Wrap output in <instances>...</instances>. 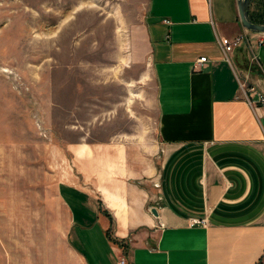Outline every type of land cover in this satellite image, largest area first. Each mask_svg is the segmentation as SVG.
<instances>
[{"label": "crops", "instance_id": "0c3cea01", "mask_svg": "<svg viewBox=\"0 0 264 264\" xmlns=\"http://www.w3.org/2000/svg\"><path fill=\"white\" fill-rule=\"evenodd\" d=\"M236 1L145 0L154 123L66 142L74 170L55 188L64 220L38 264H257L264 105L247 104L233 69L264 92V42L242 27ZM240 35L228 63L218 40Z\"/></svg>", "mask_w": 264, "mask_h": 264}, {"label": "rangeland", "instance_id": "374dc122", "mask_svg": "<svg viewBox=\"0 0 264 264\" xmlns=\"http://www.w3.org/2000/svg\"><path fill=\"white\" fill-rule=\"evenodd\" d=\"M145 5L0 0V264H38L64 220L67 141L154 123Z\"/></svg>", "mask_w": 264, "mask_h": 264}, {"label": "built area", "instance_id": "2783aa9c", "mask_svg": "<svg viewBox=\"0 0 264 264\" xmlns=\"http://www.w3.org/2000/svg\"><path fill=\"white\" fill-rule=\"evenodd\" d=\"M167 22V21H165ZM260 34V37L257 39L258 44H262L264 42V32H257ZM243 36H236L233 39L229 38H220L218 40V45L222 51V54L224 56V59L230 63V59L228 57L229 53L232 51V49L241 43L244 39ZM205 57H199L195 60L194 66L198 67L203 62H205ZM195 67V68H196ZM233 73L237 82L238 89L240 91V94L245 99L248 105L250 106H256L258 104L264 105V92L260 91L256 86L247 84L244 78H241L239 74L233 69ZM205 225V220L202 218H191L189 220V225ZM115 264H130L128 260L124 257H119ZM257 264H264V248L262 251V254L257 262Z\"/></svg>", "mask_w": 264, "mask_h": 264}, {"label": "water", "instance_id": "95a60500", "mask_svg": "<svg viewBox=\"0 0 264 264\" xmlns=\"http://www.w3.org/2000/svg\"><path fill=\"white\" fill-rule=\"evenodd\" d=\"M245 3H246V0L236 1L237 16H238V20L240 24L242 25L243 28H245L248 31L264 32V23L257 24V23H252L247 20L246 15H245ZM151 212L155 214L154 209H152Z\"/></svg>", "mask_w": 264, "mask_h": 264}, {"label": "trees", "instance_id": "16d2710c", "mask_svg": "<svg viewBox=\"0 0 264 264\" xmlns=\"http://www.w3.org/2000/svg\"><path fill=\"white\" fill-rule=\"evenodd\" d=\"M247 3L248 0L245 3V10L247 9ZM254 6L255 7L251 14L248 15L245 13L247 20L257 24L264 23V0H258Z\"/></svg>", "mask_w": 264, "mask_h": 264}]
</instances>
